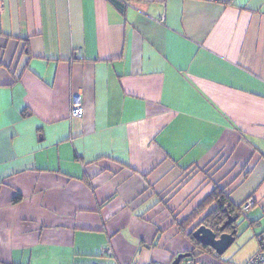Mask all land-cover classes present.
<instances>
[{
    "label": "crops",
    "instance_id": "1",
    "mask_svg": "<svg viewBox=\"0 0 264 264\" xmlns=\"http://www.w3.org/2000/svg\"><path fill=\"white\" fill-rule=\"evenodd\" d=\"M215 187L254 198L257 251L264 0H5L0 264L187 256Z\"/></svg>",
    "mask_w": 264,
    "mask_h": 264
},
{
    "label": "trees",
    "instance_id": "2",
    "mask_svg": "<svg viewBox=\"0 0 264 264\" xmlns=\"http://www.w3.org/2000/svg\"><path fill=\"white\" fill-rule=\"evenodd\" d=\"M125 1L132 2V1H138V0H125ZM221 1L224 3L231 2V0H221ZM18 198H20L19 194H17V196L14 197V199H18ZM207 198L208 200L214 201L215 205L202 218L199 224L206 225L207 227L212 229L216 233L217 236L223 231H232L234 229V235L236 238V236L238 235L237 233L238 220L240 219V216H242V214L245 213L244 210L241 209V206L233 204L231 200L229 199L228 195L223 191V189L219 187H215L210 192ZM228 218H231L233 220L231 221V223L225 224L224 227L222 228L223 224ZM187 222L188 220L184 223V225H180L181 228H185L186 224H188ZM194 228H192L187 233V237L190 239L193 245L192 251H190V253L186 257L184 258L182 257L178 264H180V262L183 259H185V261H192L194 262L193 264L199 261L207 262V261L201 260L200 258L201 255H206L209 258L206 260H208L209 262L219 264L220 260L215 254H213L214 249L206 244L201 243L192 235V231Z\"/></svg>",
    "mask_w": 264,
    "mask_h": 264
},
{
    "label": "rangeland",
    "instance_id": "3",
    "mask_svg": "<svg viewBox=\"0 0 264 264\" xmlns=\"http://www.w3.org/2000/svg\"><path fill=\"white\" fill-rule=\"evenodd\" d=\"M246 215H248V212L243 213L238 220V235L234 241L225 249L223 253L217 255L215 251L213 252V254H215L220 260L219 264H243L254 253L258 242L255 235L256 229L253 231V228L248 227L246 222L242 221L244 220L243 217ZM206 259L209 258L206 256ZM206 261L207 262H195V264H218L211 263L208 260ZM180 264H186L185 259H183Z\"/></svg>",
    "mask_w": 264,
    "mask_h": 264
},
{
    "label": "water",
    "instance_id": "4",
    "mask_svg": "<svg viewBox=\"0 0 264 264\" xmlns=\"http://www.w3.org/2000/svg\"><path fill=\"white\" fill-rule=\"evenodd\" d=\"M232 220L233 219L228 218L223 224L222 228L225 224L231 223ZM192 235L201 243L213 248L217 254L223 253L235 239L234 229L232 231H223L217 236L212 229L204 224H199L196 226L192 232ZM186 254L187 253H179L172 262L174 264H178L180 259L186 256Z\"/></svg>",
    "mask_w": 264,
    "mask_h": 264
},
{
    "label": "built area",
    "instance_id": "5",
    "mask_svg": "<svg viewBox=\"0 0 264 264\" xmlns=\"http://www.w3.org/2000/svg\"><path fill=\"white\" fill-rule=\"evenodd\" d=\"M5 0H0V11L4 6ZM81 57V56H78ZM84 113V106L79 95H74L71 100V107H70V115L72 116H81ZM254 203L253 197H248L245 201L241 204L242 210H248ZM260 248L255 251L243 264H264V248H263V241L260 239ZM103 252L106 256L111 257L113 256V250L110 247L104 248ZM148 264H174L172 261L169 262H162V261H153ZM186 264H193L192 261H186Z\"/></svg>",
    "mask_w": 264,
    "mask_h": 264
}]
</instances>
